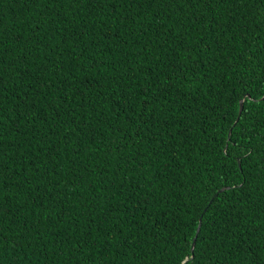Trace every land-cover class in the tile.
<instances>
[{
    "label": "trees",
    "instance_id": "trees-1",
    "mask_svg": "<svg viewBox=\"0 0 264 264\" xmlns=\"http://www.w3.org/2000/svg\"><path fill=\"white\" fill-rule=\"evenodd\" d=\"M262 7L231 0L210 21L164 0H0V264H261L264 157L236 145L264 133L240 137L219 101L240 49L259 56ZM190 52L201 73L185 79ZM149 86L160 99L144 123ZM220 204L237 212L209 246L197 223Z\"/></svg>",
    "mask_w": 264,
    "mask_h": 264
},
{
    "label": "snow or ice",
    "instance_id": "snow-or-ice-1",
    "mask_svg": "<svg viewBox=\"0 0 264 264\" xmlns=\"http://www.w3.org/2000/svg\"><path fill=\"white\" fill-rule=\"evenodd\" d=\"M84 2L89 3V0H84ZM164 2L168 3L170 6L173 4H183L190 3L192 5H197L201 9L204 10L207 19L213 20L214 14L218 7L226 6L231 3V0H164ZM239 4L246 3V0H236ZM262 4H264V0H261ZM104 0H90V7H96L100 4H103ZM111 10L113 12H117L118 5L122 3V0H110ZM128 3L131 5L133 3L143 6L148 5L149 7L152 4H160L161 0H128ZM162 6V5H161ZM183 11V7L180 9ZM129 17L132 16V13H128ZM233 18V23H237L235 20V14H231ZM253 23L259 25L262 29H264V7L260 10L259 19L253 21ZM224 25H227V21H224ZM217 26L221 27V31H227L228 29L224 26L217 24ZM171 27V25H169ZM251 49V53H244V49L241 48L238 55L239 62L235 65L229 64L231 70L236 73L237 68L242 69V71L237 73L236 82L232 85V87L226 91L223 98L219 101V103L223 106V112H221V116L227 121L232 119V113L235 111L237 114L244 116V121H240L238 119H232V122L229 124V127L238 128V135L243 137L249 133L250 129H258L260 132L264 133V44L259 45V56L254 58V54L256 52V48L252 45L248 46ZM193 52H198L199 48H193ZM188 60L190 64H186L185 68L187 69L185 73V79L190 77H199L201 73L200 64L203 62L202 59L198 60L197 57L193 56L191 52L189 53ZM259 63V70H256V64ZM141 106L143 109V122L147 123L151 118L152 113L151 109L155 107L156 103L159 101L160 97L155 94V92L151 89V86L145 88L141 93ZM134 103V101H133ZM215 108V105L213 106ZM140 114H138L139 117ZM141 120L137 118V120L129 125V135L134 138H139L143 129L139 128V124ZM123 134V133H122ZM235 139V137H232ZM130 147V145H129ZM259 153L262 157H264V142H262L257 148L251 144H242L237 143L236 145V155L238 159L248 160L249 157L253 153ZM243 171V168L240 169ZM0 179H2V175H0ZM246 180L244 177L238 182V187L235 189L236 191H242L244 189V185ZM195 203V202H193ZM204 211H207L205 209ZM215 214L220 217L219 220H213L212 222H206L203 217L199 218V222L197 223V227L199 229L205 230L206 236L205 239L209 246L214 243L213 233L209 230L213 225H220L223 229L224 225L220 223L221 220L231 221L234 219V213L237 212V209L234 205L228 206L226 204H220L218 210H214ZM264 224V222H262ZM239 228L238 224H233L231 228V233L236 234L237 229ZM199 236V233H197ZM223 232L217 233V236H222ZM242 239H247L246 237H242ZM261 256L264 257V248L261 249ZM195 259V254L189 255L184 264H192V261ZM261 264H264V259H261Z\"/></svg>",
    "mask_w": 264,
    "mask_h": 264
},
{
    "label": "water",
    "instance_id": "water-1",
    "mask_svg": "<svg viewBox=\"0 0 264 264\" xmlns=\"http://www.w3.org/2000/svg\"><path fill=\"white\" fill-rule=\"evenodd\" d=\"M239 117H240V115H239ZM239 117H238V118H239ZM238 118H237V119H238ZM231 131H232V129H231ZM231 131H230V133H229V134H231ZM222 189H223V188H222ZM198 230H199V228H198ZM195 242H196V241H195V239H194V242H193V244H192V248H191L192 250L194 249Z\"/></svg>",
    "mask_w": 264,
    "mask_h": 264
}]
</instances>
